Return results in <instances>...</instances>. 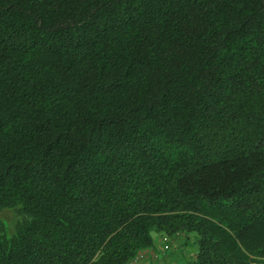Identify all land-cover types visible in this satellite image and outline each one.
Wrapping results in <instances>:
<instances>
[{"label":"trees","instance_id":"16d2710c","mask_svg":"<svg viewBox=\"0 0 264 264\" xmlns=\"http://www.w3.org/2000/svg\"><path fill=\"white\" fill-rule=\"evenodd\" d=\"M5 211L0 264H264V0H0Z\"/></svg>","mask_w":264,"mask_h":264},{"label":"crops","instance_id":"0c3cea01","mask_svg":"<svg viewBox=\"0 0 264 264\" xmlns=\"http://www.w3.org/2000/svg\"><path fill=\"white\" fill-rule=\"evenodd\" d=\"M173 240V237H168L165 236L163 234H155L154 235V244L151 248H147L143 250V253L145 254V257H143L142 259L137 260L136 262H131L130 264H159V262H157L158 257L161 256V253H164L165 250L169 249V252H167L165 255H169V253H175V247L173 245H169V243ZM194 241V238L193 240ZM167 244L168 247L165 245ZM172 244V243H171ZM194 245L196 246V244L194 243ZM189 246L187 245H182V252L179 260V257H175V260H179L178 261H171L172 257L171 256H167L166 261L164 263H160V264H181L182 261H184V263L187 264V262L194 256L195 253H191L188 249ZM196 249V248H195ZM196 252V250H195ZM182 260V261H181ZM156 262V263H155Z\"/></svg>","mask_w":264,"mask_h":264},{"label":"rangeland","instance_id":"374dc122","mask_svg":"<svg viewBox=\"0 0 264 264\" xmlns=\"http://www.w3.org/2000/svg\"><path fill=\"white\" fill-rule=\"evenodd\" d=\"M0 217L5 219L4 220V219L0 218V222H4L7 229L9 227H10L11 230L14 229L16 221H17L14 212H12V211L2 212L0 214ZM8 234H11V231H9V229H8ZM192 240H193V237H187V235H182V234L179 235L178 234L176 236H173V240L169 243V245H173L175 247V253H169V255H165L167 252H169V249L168 250L166 249L165 252L161 253V256L158 257V259H157L158 261L157 262H159V264L160 263H164L166 261V259H167L166 258L167 256H171L172 257L171 261H175V262L178 261L179 262V260H180L179 256L181 255V252L183 250L182 248H179V247H182L183 244L189 246L188 249H189V251L191 253H195L196 246L194 245V241H192ZM165 245L168 247L167 244H165ZM142 254H143L142 258L145 257V254L143 253V251H142ZM175 257H179V260L178 259L175 260L174 259ZM142 258H140V259H142ZM181 264H186V263H184V261H182Z\"/></svg>","mask_w":264,"mask_h":264},{"label":"built area","instance_id":"2783aa9c","mask_svg":"<svg viewBox=\"0 0 264 264\" xmlns=\"http://www.w3.org/2000/svg\"><path fill=\"white\" fill-rule=\"evenodd\" d=\"M143 254L142 251L138 253V255L133 259V261L135 262L136 260H139L140 258H142Z\"/></svg>","mask_w":264,"mask_h":264}]
</instances>
